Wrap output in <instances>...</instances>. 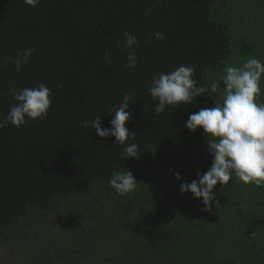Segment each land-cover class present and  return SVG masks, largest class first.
I'll list each match as a JSON object with an SVG mask.
<instances>
[{
    "label": "trees",
    "instance_id": "1",
    "mask_svg": "<svg viewBox=\"0 0 264 264\" xmlns=\"http://www.w3.org/2000/svg\"><path fill=\"white\" fill-rule=\"evenodd\" d=\"M125 31L137 36L133 49ZM29 46L17 71L6 58ZM129 51L136 69L125 67ZM253 57L264 62V0H0V119L12 87L45 83L53 101L43 119L0 129V264H264V185L217 184L211 212L180 190L214 159L203 129L186 121L222 91L161 114L148 92L154 73L181 64L197 85L222 89L223 68ZM260 88L257 103L264 77ZM125 93L138 158L83 127L96 115L110 127ZM118 170L134 174V192L109 186Z\"/></svg>",
    "mask_w": 264,
    "mask_h": 264
},
{
    "label": "clouds",
    "instance_id": "2",
    "mask_svg": "<svg viewBox=\"0 0 264 264\" xmlns=\"http://www.w3.org/2000/svg\"><path fill=\"white\" fill-rule=\"evenodd\" d=\"M40 0H24V3L35 7ZM151 13L152 9L147 10ZM126 47L133 49L138 43L136 35L127 31ZM158 40L166 37L159 31L154 33ZM34 47L29 46L19 52L15 57H7L20 71L27 65ZM105 60L111 65L108 55ZM125 67L136 69L138 59L134 51H129ZM220 80L209 85H197L193 79L195 68L192 65L181 64L170 72L154 73L151 77L148 92L154 101H158L154 111L156 114L164 113L167 107L191 104L197 97L203 96L209 89L212 93L222 91V102H215L213 107L200 108L198 112L190 114L186 127L195 132L202 128L207 140L208 151L214 158L211 167L203 174H198V179L191 183L181 185V193L189 191L194 198L202 200L205 211H212L216 199L215 188L217 184L224 187L235 178L238 182L255 184L257 187L264 185V102L257 103L261 93L260 81L264 77V62L253 57L245 61L242 66L231 65L223 68ZM9 95L15 101L9 107L8 114L0 119V129L12 124L17 128L26 124L27 119L41 120L48 115L53 103L51 90L45 83L35 87L9 89ZM131 94L125 93L119 106L109 110L114 113V118L109 121L110 127L102 126V116L96 115L91 120L83 121V127L89 126L101 138L115 137L122 146L123 158H138L139 146L132 142L136 133H132L125 126L131 119L129 101ZM131 138V139H130ZM126 159V160H127ZM176 179H180L176 173ZM109 186L120 196L134 192L139 184L131 171H113L108 181Z\"/></svg>",
    "mask_w": 264,
    "mask_h": 264
}]
</instances>
